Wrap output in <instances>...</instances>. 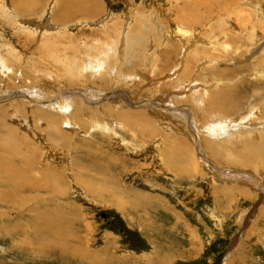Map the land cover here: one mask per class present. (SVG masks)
I'll use <instances>...</instances> for the list:
<instances>
[{"label": "rangeland", "instance_id": "1", "mask_svg": "<svg viewBox=\"0 0 264 264\" xmlns=\"http://www.w3.org/2000/svg\"><path fill=\"white\" fill-rule=\"evenodd\" d=\"M20 1L0 2V61L7 64L6 68L0 66V264H242V259L244 264H264V242L255 238L264 227L255 224L250 229L257 217L264 216V158L245 149L247 135L245 140L243 134L221 140L211 133L216 126L213 123L222 121L243 128L250 117L241 120L238 115L236 123L228 117L209 120L212 125L208 127L198 119V139L186 122L199 116L193 95L211 104L208 91L217 83L224 89L232 88L249 106L251 99L259 100L254 97L256 88L264 95V79L254 72V68H261L264 74V0H94L91 15L73 8L76 2L74 7L84 5L78 0H33L35 7L25 11ZM202 1L206 2L199 3ZM57 3L66 8L62 13L66 18L58 13ZM184 4L195 7L187 15L192 19L189 23H182L181 15L175 14ZM208 9L210 19L205 21L202 18ZM225 11L228 16L216 20L217 13ZM247 14L250 22L243 20ZM197 16L201 17L198 22L194 19ZM205 22L211 23V28L216 23L219 31L233 28L239 40L251 37L249 29L251 35L259 33L260 51L257 48L246 57L240 41L241 49L234 45L232 33L230 50L215 54L218 51L207 42L211 35ZM177 26L193 34L180 40ZM42 39L54 44L44 54ZM195 47L202 48L200 54L196 52L187 63L188 53ZM98 67L103 72L95 77ZM115 70L121 79L116 78ZM88 86L131 96L115 98L119 111L147 112L129 125L113 116L117 109L106 111L114 106L109 99L101 97L95 102L91 93L92 105L83 107L102 108L95 118L90 116L88 121L93 122L86 128L75 124L70 129L68 123H62L61 128L59 119H47L48 114L62 115L43 101L54 99L65 89L75 92ZM146 100L159 108L169 106L161 109L179 118L157 116L154 110L138 106ZM263 100L250 106L255 115L263 114ZM62 111L71 112L67 108ZM34 131L42 136L39 141L30 135ZM206 156L213 165L225 169L215 175L216 179L208 176ZM6 160H14L17 169L11 193L1 187L2 180L8 183L2 165ZM47 166L58 171L59 188L53 192L32 185L43 175L45 178L46 171L39 174V170ZM227 168L242 170L238 173ZM80 174L84 180L76 177ZM228 174L241 175L232 179ZM86 178L90 186L84 182ZM245 242L253 244L245 249ZM237 255L241 256L239 262L234 260Z\"/></svg>", "mask_w": 264, "mask_h": 264}, {"label": "bare ground", "instance_id": "2", "mask_svg": "<svg viewBox=\"0 0 264 264\" xmlns=\"http://www.w3.org/2000/svg\"><path fill=\"white\" fill-rule=\"evenodd\" d=\"M5 0H1L0 2H4ZM14 1V0H13ZM32 1L33 0H21L20 1V7H22L23 9H24V11L26 10V9H32L33 8V6L35 5V4H32ZM40 1V0H39ZM39 1H37V2H39ZM59 2H60V0H58ZM57 1V2H58ZM61 1H63L64 2V0H61ZM73 1V0H72ZM78 1H81V2H85L84 3V5L82 6V5H80V4H78V6H76V7H74V4H76V3H79V2H76V3H73V8H77V9H79V11H77V12H79V13H81V14H86V13H91V12H93V9L95 8V5H94V0H78ZM189 1V0H188ZM191 1H194V0H191ZM228 1H232L233 2V0H228ZM49 2V1H48ZM62 2V3H63ZM70 2V1H69ZM190 2V1H189ZM195 2V1H194ZM198 2V1H197ZM203 2H206V1H202V2H199V3H203ZM42 3H43V1H42ZM55 3H56V1H55ZM61 3V4H62ZM208 3V2H207ZM235 3H236V1H235ZM45 4H46V2H45ZM195 4V3H194ZM194 4H192V6H191V4H184L183 5V7H181L180 9H178V11H175V12H177V13H175V14H177V17H178V14L179 15H181V16H179L180 17V19H181V22L182 23H189V21H192V19L190 18V17H188L187 15L189 14V13H191V12H193V9L195 8L194 7ZM205 4V3H204ZM56 5V4H55ZM57 5H58V3H57ZM196 5V4H195ZM200 5V4H199ZM18 6V5H17ZM37 6V5H36ZM39 6V5H38ZM41 6V5H40ZM60 6V7H59ZM64 6H66V5H64ZM67 6H68V4H67ZM71 5H69V7H70ZM176 6V5H175ZM198 6V5H197ZM204 6V5H203ZM207 6V5H206ZM264 6V5H263ZM35 7V6H34ZM45 7V6H44ZM69 7H67L68 9H69ZM72 7V6H71ZM97 7V6H96ZM210 7V6H209ZM3 8H4V6H3ZM43 8V7H42ZM56 8V7H55ZM54 8V9H55ZM58 13H64L65 11H66V8L65 7H63V4L62 5H58ZM57 8H56V11H57ZM72 8V9H73ZM199 8V7H198ZM202 8V7H201ZM230 8V7H229ZM236 8V7H235ZM22 9V10H23ZM53 9V8H52ZM224 9V8H223ZM249 9V8H248ZM18 10V9H17ZM21 10V11H22ZM74 10H76V9H74ZM177 10V9H176ZM207 10V9H206ZM209 10V9H208ZM196 11V10H195ZM224 11V10H223ZM232 11V10H231ZM75 12V11H74ZM198 12V11H197ZM196 12V13H197ZM202 12V11H201ZM27 13V12H26ZM29 13V12H28ZM52 13V12H51ZM57 13V12H56ZM55 13V14H56ZM68 13V12H67ZM210 13H211V11L209 10V12L208 13H206V11H205V13H204V15H203V20H205L206 21V19H210ZM30 14V13H29ZM68 14H70V13H68ZM77 14V13H76ZM197 14H199V12L197 13ZM201 14V13H200ZM203 14V13H202ZM201 14V15H202ZM56 15H58V14H56ZM63 15V14H62ZM80 15V14H79ZM87 15V14H86ZM91 15V14H90ZM192 15V14H191ZM239 15V14H238ZM245 15V14H244ZM60 17H61V15H59ZM64 17L65 16H67V14L65 13V15H63ZM81 16V15H80ZM190 16V15H189ZM194 16V15H193ZM192 16V17H193ZM228 16V13L225 11V12H221V13H217V16H216V20L217 19H225V17H227ZM237 16V15H236ZM53 17V16H52ZM176 17V16H175ZM199 17L200 16H197V17H195L194 19L198 22L200 19H199ZM243 17H246L245 19L243 18V20H245V21H247V22H250V15H249V17H248V14H247V16H243ZM58 18V17H57ZM62 18V17H61ZM66 18V17H65ZM201 18V17H200ZM60 19V18H59ZM76 19V18H75ZM177 19V18H176ZM213 19V18H212ZM239 19H241L242 20V18L241 17H237L236 18V20H239ZM51 20H54V19H52L51 18ZM57 20V19H56ZM55 20V21H56ZM62 20V19H61ZM214 20V19H213ZM59 21V20H58ZM66 21V20H65ZM68 21V20H67ZM70 21H72V20H69V22ZM54 22V21H53ZM211 22L213 23L214 21H212L211 20ZM234 22V21H233ZM241 23H242V21H240ZM229 23V22H228ZM245 23V22H244ZM254 23H256V22H254ZM204 24V26H206V28L207 29H209L208 30V32L210 33V35H211V38H210V40H208L207 42L210 44V46H212L211 47V49H213V50H216V51H218V52H215V54L216 53H219L220 51H223L224 52V50L225 51H229L230 49V38L232 37L231 35H232V33L234 34L233 35V39H234V42H235V44L234 45H237V47L236 48H238L239 47V42H237V40H239L238 38L236 39V31H234V29L233 28H231V27H226V29L227 30H222V31H219L220 29H218V28H216V27H214V25L216 24H214L213 25V27L211 28V26H212V24L211 23H209L208 24V22L206 23H203ZM262 24V23H261ZM263 24H264V22H263ZM179 25V24H178ZM193 25V24H192ZM240 25V24H239ZM197 26V25H196ZM217 26V25H216ZM255 26H256V24H255ZM263 25H261V27H262ZM177 28L178 29H176V28H174V30L176 29L177 30V33L180 35L179 36V39L180 40H182L183 39V37H186V36H188V34H193V33H188L187 31L185 32V31H182L181 29V26H177ZM200 28V27H199ZM211 28V29H210ZM251 28V27H250ZM255 28V27H254ZM192 29V28H191ZM248 29V28H247ZM256 29V28H255ZM263 29V28H262ZM189 30H190V28H189ZM199 30V29H198ZM241 30V29H240ZM194 31V30H193ZM251 29H249L248 30V34H250V38H247V40H245L244 39V37H242V38H240V45L242 46V54H244V53H246L247 55H246V57H248V56H252L253 54H254V51H256V49L258 48V50H259V42L257 43V41H258V37H259V33H256V35H255V37H254V35H251ZM259 32V31H258ZM187 33V34H186ZM242 33H243V31H242ZM253 33H254V31H253ZM252 33V34H253ZM195 35H197L196 33H194ZM191 35H190V37H191ZM199 35H200V33H199ZM246 35V34H245ZM194 36V35H193ZM239 36V35H238ZM178 38V37H177ZM191 39V41H192V38H190ZM228 39V40H227ZM44 40L45 39H42L41 40V42H42V46H43V48H42V50L41 51H43V54L45 53V52H47V51H50L51 50V48L54 46V44L51 42V41H49V42H51L50 43V45H48L49 43H44ZM185 40V39H184ZM199 40V39H198ZM197 39H196V41H198ZM227 40V41H226ZM183 42V41H182ZM181 42V43H182ZM189 43H191V42H189ZM203 43V42H202ZM246 43V45H244ZM121 44H122V42H121ZM187 44V43H186ZM48 45V46H47ZM243 45H244V47H243ZM45 46H46V49L47 50H45ZM164 46V45H163ZM165 46H166V44H165ZM169 46H171V45H169ZM172 47V46H171ZM39 48V47H38ZM163 48H165L166 49V47H163ZM206 48H207V46H206ZM208 48H210L209 46H208ZM232 48V47H231ZM240 48V47H239ZM200 49H202V48H192V51H189V53H188V57H187V63H190V62H192L193 61V58L195 57V55H196V52H198L199 53V51H201ZM235 49V46L233 47V50ZM241 49V48H240ZM168 50V49H167ZM170 50V49H169ZM190 50H191V48H190ZM236 50V49H235ZM257 50V51H258ZM166 51V50H165ZM185 51V50H184ZM187 51V50H186ZM185 51V52H186ZM204 51H205V49H204ZM209 51H210V49H209ZM256 51V52H257ZM260 51V50H259ZM241 52H239V55H241ZM53 53V52H52ZM171 54H173L172 53V50H171V52H170ZM210 53H211V51H210ZM236 53V52H235ZM263 53H264V50H263ZM170 54V55H171ZM200 54V53H199ZM206 54V53H205ZM224 54V53H223ZM47 55V54H46ZM120 55V54H119ZM164 55H166V56H168L167 54H165L164 53ZM209 55V54H208ZM212 55V54H211ZM236 54H234V56H235ZM239 55H237V56H239ZM245 55V54H244ZM243 55V56H244ZM166 56H165V58H166ZM233 55H232V57H233V59H236L235 57H234ZM263 56V55H262ZM261 56V57H262ZM213 57V56H212ZM226 57V56H225ZM95 58V60H96V56L94 57ZM168 58V57H167ZM186 58V57H185ZM198 58V57H197ZM203 58V57H202ZM209 58H210V56H209ZM242 57L240 56V58H238V59H241ZM0 59H2V58H0ZM86 59L88 60V59H91V57H86ZM196 59V58H195ZM217 59H218V57H217ZM222 59V58H221ZM263 59V58H262ZM200 60V59H199ZM202 60V59H201ZM248 60H250V59H248ZM252 60V59H251ZM90 61V60H89ZM195 61V60H194ZM203 61V60H202ZM225 61V60H224ZM227 61V60H226ZM230 61H231V59H230ZM245 61V60H244ZM196 62V61H195ZM198 62V61H197ZM215 62V61H214ZM232 62V61H231ZM239 62H240V60H239ZM243 62V61H242ZM252 62V61H251ZM5 63V62H4ZM2 61H0V66H2V67H4V65H5V68H6V65L7 64H4ZM78 63V62H77ZM207 63V62H206ZM235 63V62H234ZM244 63V62H243ZM242 63V64H243ZM253 63V65H254V63H255V61H253L252 62ZM261 63V62H260ZM195 64V63H194ZM197 64V63H196ZM205 64V63H204ZM208 64V63H207ZM262 65V64H261ZM158 66V65H157ZM200 66H201V64H200ZM216 66V65H215ZM264 66V65H263ZM44 67V66H43ZM193 67V66H192ZM99 68V70L97 71V74L95 75V77L97 76V75H102V72H103V70L101 69V67H98ZM133 68H135V67H133ZM152 68V67H151ZM184 66H183V70H184ZM199 68V67H198ZM203 69H204V67H202ZM230 68V67H229ZM232 68V67H231ZM236 68V67H235ZM242 68V67H241ZM245 68V67H244ZM258 68H260V66L258 67ZM176 69H178V68H176ZM186 69V68H185ZM223 69V68H222ZM221 69V70H222ZM238 69H240V68H238ZM261 69V68H260ZM260 69H257V68H254V72H255V75H256V77L257 78H259V79H264V74H263V72H261V70ZM135 70V69H134ZM202 70V69H201ZM224 70V69H223ZM102 71V72H101ZM113 71V70H112ZM226 71H227V69H226ZM235 71V70H234ZM160 72V71H159ZM181 72V71H180ZM221 72V71H220ZM236 72V71H235ZM73 73H75L74 71H73ZM222 73V72H221ZM243 73H245V72H243ZM114 74H115V76H116V78L118 79V78H122V75H120L118 72H117V70H115L114 71ZM188 74V73H187ZM205 74H206V72H205ZM229 74V73H228ZM76 75V74H75ZM94 75V74H93ZM111 75H113V72H112V74ZM217 75V74H216ZM215 75V76H216ZM224 75V74H223ZM207 76V75H206ZM219 76V75H218ZM241 76V75H240ZM111 77V76H110ZM136 77L137 76H132V78H135L136 79ZM220 77H222V79L224 80L225 79V77L223 78V76H221L220 75ZM227 77H229V76H227ZM249 77V76H248ZM177 78V77H176ZM238 78V77H237ZM110 79V78H109ZM178 79V78H177ZM206 79V78H205ZM228 79V78H227ZM101 80V79H100ZM139 80V79H138ZM182 80V79H181ZM214 80V79H213ZM97 81H99V80H97ZM107 80H101V81H99V82H106ZM110 81V80H109ZM108 81V82H109ZM204 81V80H203ZM218 81H220V80H218ZM235 81H236V79H235ZM259 81V80H258ZM90 82V81H89ZM134 83H135V81H133ZM139 82V81H138ZM194 82V81H193ZM225 82V81H224ZM227 82V81H226ZM229 82V81H228ZM127 83V82H126ZM137 83V82H136ZM136 83H135V85H136ZM154 83V82H153ZM217 83V82H216ZM223 83V82H222ZM99 84V83H98ZM224 84V83H223ZM236 84V83H235ZM247 84V83H246ZM211 84H209V85H207L208 87L210 86ZM260 85V84H259ZM264 84H262V86H263ZM92 86V85H91ZM132 86V85H131ZM137 86V85H136ZM230 86V85H229ZM95 87V86H94ZM222 87H224V86H220V85H218V83H217V85H215L212 89H210L208 92L211 94L209 97H207V95H205L207 98H208V100L209 101H211L212 103L211 104H207V103H205V101H203V100H200V99H198L197 98V95L196 96H194L193 95V97H192V99L193 100H195L196 102H194V104H195V106H196V109H197V111L199 112V116H198V118L196 119V118H193V117H190V118H188V121H186V122H188V124H189V127L188 128H190L189 130H190V132L192 133V134H195V137H194V139L196 138V139H198L197 138V135H196V133H197V129H199L198 128V124L196 123L197 121H198V119H199V121L200 122H202L204 125H205V127H208V126H210V125H212L211 123L209 124V120H211V122H217V121H220L223 117H228L230 120H233L235 123H236V120H238V117L240 116V118H241V120H244V119H248V117H253V116H255L254 118H257V119H254V118H249L248 119V121H245V125L247 126V127H243V128H241L240 126H238L237 128H235V127H233V126H231L230 124H228V125H225L224 123L225 122H222V121H220V122H218V123H213L214 125H216V126H214L213 128H211V133L212 132H214V135L215 136H218V137H220L221 136V140H222V137H224V139H225V137H227V136H230V135H232V134H235V135H238V136H240L241 135V137H242V134H243V139H244V137H245V135H247L248 136V138L245 140L246 141V143H244V145H245V149H247L248 148V150L250 151H253V154H262L261 156L264 158V107H263V114H259V116L258 115H255L256 113L255 112H253V108H251L250 106H256V104L257 103H260V99L261 98H263L264 99V95H262V93H260V90H257V88H256V91L254 92V97H256V96H258V99L259 100H256V98H253V99H251V101H250V106L248 105V101H243V98L241 97V96H237L236 95V93H233L232 92V88H229V89H224V88H222ZM236 87V86H235ZM253 87V86H252ZM104 88V87H103ZM132 88V87H131ZM140 88V85H139V87H136V89L134 90V91H138V89ZM204 88V87H203ZM254 88V87H253ZM260 88V87H259ZM95 90V92L93 91V90ZM181 89V88H180ZM237 89V88H236ZM74 90H70V89H65V90H62L61 92H59V94H57L56 96H55V98L54 99H52V100H50V101H43L44 102V105L46 106V107H50L51 109H53V110H55L57 113H59L58 115H62L61 117H59V116H56L55 114H48V116H47V119H50V120H52V121H54V122H57V120L59 119V121H61V123L60 122H58V124L57 125H61V128H62V123H63V125H64V123L66 124V123H68V124H66V125H68V126H70V129H74L75 128V124H79L78 126H83L84 125V128H86L87 127V123L89 124L90 122H93V121H88V120H90L91 119V117H94L95 118V116H94V114L96 115V113H98L97 112V110H100L102 107V105H100V106H98V108H89L88 106H86L87 108H84L83 107V105L85 104V105H89V106H91L92 104H91V98H90V96H88L89 94H91V93H93V95L95 96L94 98H93V100L95 101V102H97V101H99L100 100V98L102 97V98H105L106 97V99H109V101L111 102V103H113V105L114 106H112V107H109L106 111H108V110H112L113 111V109H117V112H115L114 114H113V116H115L116 118H118V120H120V119H122L125 123H127V124H129V125H132V124H135V118L137 117V116H139V114H142L143 112H147V111H140V112H135V110L134 111H131V110H127V109H123L122 111H119V106H118V103H117V101L115 100V98L116 97H119V98H124V96H125V98H130L131 99V96L129 97V96H126L127 94H124L123 95V92H121V95H119V96H117V95H115L114 93H113V91H109L108 90V88H104L103 90H100V89H94L93 87H90V86H88L87 88H85V89H81V88H79V89H77L75 92H73ZM148 91H150L151 92V89H149ZM159 91V90H158ZM262 91V90H261ZM37 93H40V91H36ZM113 93V95L114 96H109V93ZM164 92V91H163ZM196 92V91H195ZM201 92H202V90H201ZM204 92V91H203ZM30 93H34L33 91H31ZM37 93H34V94H36V95H38ZM98 93H103L102 94V96H101V94H98ZM198 93V92H197ZM47 94V93H46ZM196 94V93H195ZM200 94V93H199ZM26 95L28 96V94L26 93ZM25 95V96H26ZM60 95V96H59ZM40 96H42V98H45L46 96H44L43 95V93L42 94H40ZM38 97V96H37ZM59 97V98H58ZM40 98V97H39ZM245 98V97H244ZM249 98H251V97H249ZM34 99V98H33ZM78 101H77V100ZM130 99H128L127 101H129V102H131V100ZM191 99V100H192ZM202 99V98H201ZM246 99V98H245ZM35 100V99H34ZM41 100V99H40ZM44 100V99H43ZM140 100V99H139ZM126 100H124V102H127ZM136 101H138V100H136ZM162 101H163V99H162ZM264 101V100H263ZM42 102V103H43ZM128 102V103H129ZM139 102V101H138ZM34 103V102H33ZM40 103V102H39ZM46 103V104H45ZM74 104V105H73ZM98 104V103H97ZM30 105V104H29ZM40 105V104H39ZM157 105V104H156ZM138 106H142V107H147V109L148 110H154V112H156V113H158L157 114V116L159 115V116H165V117H168V118H173L174 119V117H177V118H179L178 116H176V115H173L172 113H170L171 111H165V110H162L161 108H162V106H161V108H159L158 106H155V103L154 102H152V100H146V103L144 104L143 102H141L140 101V104L138 105ZM138 106H136V107H138ZM185 106V105H184ZM97 107V106H96ZM154 107V108H153ZM65 108H67L69 111H71L70 112V115L69 114H67V113H63V109H65ZM163 108H165V109H167V108H169V106L168 107H166V106H163ZM173 109V108H172ZM182 109V108H181ZM186 109V108H185ZM191 109V108H190ZM88 111H90V113L88 112ZM119 111V112H118ZM151 111V112H152ZM183 111V110H182ZM68 112V111H67ZM102 112V111H101ZM168 114H167V113ZM174 112V111H173ZM86 113V114H85ZM184 113V112H183ZM149 114V113H148ZM179 114V113H178ZM6 115V114H5ZM183 115V114H182ZM193 115V114H192ZM239 115V116H238ZM91 116V117H90ZM148 116V115H147ZM189 116V115H188ZM191 116V115H190ZM1 117V116H0ZM63 117V118H62ZM145 117V116H144ZM115 118V119H116ZM186 118V117H185ZM117 120V121H118ZM149 120H150V118H149ZM192 121L194 122V125H193V127L191 126V123H192ZM196 121V122H195ZM99 122V121H98ZM19 123H23V122H21V121H19ZM117 123V122H116ZM120 123V122H119ZM91 124V123H90ZM121 124V123H120ZM54 125V124H53ZM56 125V124H55ZM243 125V124H242ZM255 125V126H254ZM22 126V128L23 129H27V127L26 126H24V123L21 125ZM101 126V125H100ZM117 126V125H116ZM236 126V125H235ZM96 127V126H95ZM104 127V126H103ZM233 127V128H232ZM48 128V127H47ZM129 128V127H128ZM8 129H10L9 127H8ZM11 130V129H10ZM37 133H39V132H37V131H34L33 133H31L30 135H32L33 136V140H36V141H39V139H41V135H39V134H37ZM54 133H56V132H54ZM21 134V133H20ZM33 134H35V135H33ZM48 135V134H47ZM66 135H68V134H66ZM22 136H23V134H22ZM55 136V135H54ZM189 136V135H188ZM48 137V136H47ZM56 137V136H55ZM55 137H53L54 138V140L57 138H55ZM190 137V136H189ZM230 137H232V136H230ZM249 137H252V138H250L249 139ZM60 138H62V137H60ZM9 141H10V138L8 139ZM215 140H218V139H216V137H215ZM220 140V139H219ZM3 141H5L6 142V140H3ZM49 141V140H48ZM197 141V140H196ZM224 141H226V143H227V140H224ZM56 142V141H55ZM54 142V143H55ZM198 142V141H197ZM201 142V141H200ZM205 142V141H204ZM212 142V141H211ZM47 143H49V142H47ZM207 143H209V142H207ZM9 144H11V143H9ZM76 144H77V142H76ZM21 145V144H20ZM243 145V143H241V146ZM211 146V145H210ZM240 146V147H241ZM29 148H31V147H29ZM211 148V147H210ZM11 149V148H10ZM15 149V148H14ZM101 149V148H100ZM19 150V149H18ZM13 153H14V151H12ZM103 152V151H102ZM101 152V153H102ZM198 152H199V147H198ZM224 152V151H223ZM222 152V153H223ZM261 152V153H260ZM15 154V153H14ZM103 154V153H102ZM32 155V154H31ZM40 155V154H39ZM103 155H105V154H103ZM17 156V155H16ZM102 156V155H101ZM109 156V155H108ZM103 157V156H102ZM104 158H106V157H104ZM224 158V157H223ZM205 159V161L210 165V166H208V165H205L206 166V170L208 171V176H210V177H215V179L216 178H218V176H215L216 174L217 175H219L220 173H222V171L223 170H225V169H220L219 167H217V166H215V165H213L209 160H208V158H207V156L204 158ZM118 160V159H117ZM196 160V159H195ZM14 160H12V162L11 161H9V160H6L5 162H3V166H4V173H3V171H2V173L4 174V177L7 179V181H8V183L6 182V181H4V180H2V184H1V187L2 188H4V189H6V190H9V192L10 191H12L13 190V183L14 184H16V174H15V170H17L15 167H14V162H13ZM47 161V160H46ZM50 161V160H49ZM110 162H113V159H112V161H110ZM50 164V163H49ZM116 164V163H115ZM115 164H114V166H115ZM195 164V163H194ZM243 164V163H242ZM30 165V164H29ZM36 165V164H35ZM52 165V164H51ZM113 165V164H112ZM196 165H197V163H196ZM244 165V164H243ZM18 166V165H17ZM21 166V165H20ZM25 166V165H24ZM53 166V165H52ZM199 166V165H198ZM258 166V165H257ZM29 167V166H28ZM15 168V169H14ZM25 168H26V166H25ZM32 169V168H31ZM197 169V168H196ZM56 170V169H55ZM53 168H48V166H47V168L45 169L44 167H43V169L41 168L40 170H39V174L40 173H42V172H45V174H46V176H45V178H43V176L41 177L42 178V180L41 179H39V181H37V182H35L34 184H32L33 186H43L45 189H47V190H49V191H51V192H53L54 190H56V189H58L59 188V182L57 181L58 179H56V177H57V172L55 171ZM226 170H228V171H232V170H235V171H238V173H240V171L242 170V169H226ZM261 171V170H260ZM18 172V171H17ZM80 173V171H77V174H79ZM233 172V171H232ZM60 173V172H59ZM228 173V172H227ZM1 174V173H0ZM2 174V175H3ZM38 174V175H39ZM44 174V173H43ZM83 174V173H82ZM242 174V173H241ZM241 174H236V175H234V174H228V176H229V178H232V179H238L239 177H240V175ZM247 174V173H246ZM251 174V173H250ZM1 175V176H2ZM41 176V175H40ZM63 176V175H62ZM243 176V175H242ZM59 177V176H58ZM76 177H78L79 179H82V180H84L83 179V175H76ZM89 178V177H88ZM22 179V178H21ZM78 179V181H80ZM87 179V178H86ZM223 179H225V178H223ZM23 180V179H22ZM244 180V179H243ZM247 180L249 181V182H252V180H250L248 177H247ZM13 183H12V182ZM88 181V179L86 180V181H84V182H86L88 185L90 184V183H88L87 182ZM89 181H92V180H89ZM256 181V180H255ZM19 182H20V180H19ZM22 183V182H21ZM86 183H85V185H86ZM97 183V182H96ZM26 184V183H25ZM252 184H253V182H252ZM18 185V184H17ZM83 185V184H82ZM96 185V184H95ZM103 185V184H102ZM255 185V184H254ZM23 186H25V185H23ZM58 186V187H57ZM90 186V185H89ZM17 187V186H16ZM28 187V186H27ZM86 187L88 188V186L86 185ZM23 188V187H22ZM32 188V187H31ZM90 188V187H89ZM88 188V190H91V189H89ZM16 189V188H15ZM2 191H5V190H3V189H1ZM59 191V190H58ZM94 191V190H93ZM92 191V192H93ZM263 191V190H262ZM264 192V191H263ZM2 193V192H1ZM11 193V192H10ZM93 194V193H92ZM16 195V194H15ZM95 195V194H94ZM28 198V197H27ZM26 198V199H27ZM14 206H15V204H14ZM1 246H2V244H1V237H0V251H1ZM37 248V247H36ZM40 248V247H39ZM40 250H41V248H40ZM80 253V252H79ZM75 254V253H74ZM165 257V256H164ZM81 258V257H80ZM165 259L164 258H161V261H163V262H165L164 261Z\"/></svg>", "mask_w": 264, "mask_h": 264}, {"label": "crops", "instance_id": "3", "mask_svg": "<svg viewBox=\"0 0 264 264\" xmlns=\"http://www.w3.org/2000/svg\"><path fill=\"white\" fill-rule=\"evenodd\" d=\"M258 219H256V221L254 222V223H252L251 225H253V226H250V229H253V227H254V225L255 224H257V227L259 226L260 227V229H263L262 227H264V222H262V223H260L259 222V220L261 221L262 219H264V216H259V217H257ZM251 231V230H250ZM255 238H259V240L261 241V242H264V231H260V232H258V235H257V237H255ZM251 241L253 240V238H249ZM248 240V239H247ZM246 241V240H245ZM253 244V242H251L250 243V245H248V244H246V242H245V244H243V247H245V249H246V246L247 247H249V246H251ZM250 248V247H249ZM236 262H239V261H241V256L240 255H237V257L234 259ZM241 263L242 264H244V261H243V259H242V261H241Z\"/></svg>", "mask_w": 264, "mask_h": 264}, {"label": "water", "instance_id": "4", "mask_svg": "<svg viewBox=\"0 0 264 264\" xmlns=\"http://www.w3.org/2000/svg\"><path fill=\"white\" fill-rule=\"evenodd\" d=\"M102 215H104V214L102 213Z\"/></svg>", "mask_w": 264, "mask_h": 264}]
</instances>
